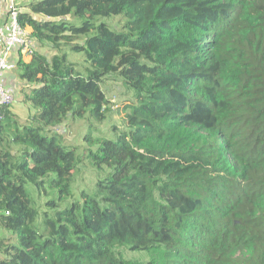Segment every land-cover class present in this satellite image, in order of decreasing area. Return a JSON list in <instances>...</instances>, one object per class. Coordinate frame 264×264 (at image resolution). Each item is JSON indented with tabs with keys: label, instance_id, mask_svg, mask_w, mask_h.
Segmentation results:
<instances>
[{
	"label": "trees",
	"instance_id": "trees-1",
	"mask_svg": "<svg viewBox=\"0 0 264 264\" xmlns=\"http://www.w3.org/2000/svg\"><path fill=\"white\" fill-rule=\"evenodd\" d=\"M25 7L18 20L35 47L64 46L89 67L75 70L65 52L19 56L34 114L20 125L7 107L0 120V227L12 236L0 239V264H264V0ZM115 16L119 31L105 22ZM111 77L133 94L128 131L85 137L106 175L78 202L81 159L54 129L103 122Z\"/></svg>",
	"mask_w": 264,
	"mask_h": 264
},
{
	"label": "rangeland",
	"instance_id": "rangeland-1",
	"mask_svg": "<svg viewBox=\"0 0 264 264\" xmlns=\"http://www.w3.org/2000/svg\"><path fill=\"white\" fill-rule=\"evenodd\" d=\"M30 0H18V7H24ZM22 10V9H21ZM105 22L115 31L121 30L122 25L125 23V19L122 16H115L106 19ZM27 32L30 33V29L27 28ZM76 43H81L82 40H75ZM35 51L39 52L46 57H51L57 53L65 52L67 54V61L72 64L75 70L83 72L89 67L85 61L84 54L74 53L62 46L61 51L52 48L51 45L43 44L37 45ZM30 59V55H25L24 60ZM14 72V73H13ZM12 78L5 76L4 85L10 87L13 94V103L9 106L10 113L18 117L19 124H24L34 114V109L26 101H24L25 95L29 93L27 85L19 80L18 67L14 69ZM9 74V73H8ZM17 77V78H16ZM14 79L16 82L14 83ZM101 88L104 91L106 98L109 100V105L106 106V118L101 123H96L87 119H78L69 117L60 127L54 129L57 132L60 140L63 144L70 147H74L77 151V156L81 159L78 165L77 171L74 173V182L71 187L73 199L80 202L81 192L92 191L94 184L98 178H102L106 175V171H97L90 166L88 159H86L87 150L91 149L85 137L90 135L92 138H111L116 139L121 132H127L128 129L125 125V112L124 106L131 102L133 94L126 89L118 79L106 78L101 83ZM30 191V189H29ZM33 198L35 207L38 210H45L44 203L46 197L41 193L33 191ZM71 200L68 201V203ZM0 239H10L12 242V236L9 232L3 230L0 227ZM120 252L126 258L137 260L138 262L145 263L149 260L148 255L141 252H131L127 249H121Z\"/></svg>",
	"mask_w": 264,
	"mask_h": 264
},
{
	"label": "built area",
	"instance_id": "built-area-1",
	"mask_svg": "<svg viewBox=\"0 0 264 264\" xmlns=\"http://www.w3.org/2000/svg\"><path fill=\"white\" fill-rule=\"evenodd\" d=\"M20 11L18 0H0V120L14 100L12 91L4 85V77L14 71L20 55L31 56L35 51L27 28L19 23Z\"/></svg>",
	"mask_w": 264,
	"mask_h": 264
},
{
	"label": "crops",
	"instance_id": "crops-1",
	"mask_svg": "<svg viewBox=\"0 0 264 264\" xmlns=\"http://www.w3.org/2000/svg\"><path fill=\"white\" fill-rule=\"evenodd\" d=\"M20 9H22V11H24V12H26V11H27V9H26V7H25V6H24V7H22V6H21V8H20ZM13 73H14V72H13ZM13 73L6 74V76H8V75L10 76V77H8V78H7V81H8V79H9V78H12V74H13ZM16 78H17V77H16ZM4 79H5V77H4ZM15 82H16V80L14 79V83H15ZM5 85H6V84H5ZM7 88H8L9 90H11V88H10V87H7ZM11 91H12V90H11Z\"/></svg>",
	"mask_w": 264,
	"mask_h": 264
}]
</instances>
